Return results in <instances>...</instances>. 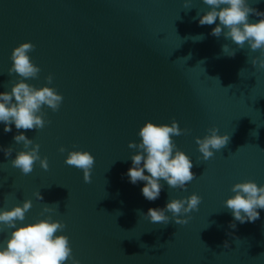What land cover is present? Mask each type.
I'll return each mask as SVG.
<instances>
[{"label":"water","instance_id":"water-1","mask_svg":"<svg viewBox=\"0 0 264 264\" xmlns=\"http://www.w3.org/2000/svg\"><path fill=\"white\" fill-rule=\"evenodd\" d=\"M186 2L191 9L183 8ZM248 2L264 12V0ZM209 10L202 0H0V93L22 79L8 74L10 57L30 42L35 50L28 55L41 71L23 82L63 96L58 111L42 108L50 121L43 129L18 131L13 124L5 133L0 123V148L13 149L10 157L0 151V210L32 202L17 227L49 217L64 223L55 235L68 237L79 264H264V210L260 219L241 224L224 207L235 184L264 186V69L251 64L261 54L247 42L240 49L210 35L219 21L200 26L197 15ZM173 120L190 130L172 139L191 158L195 179L186 191L161 180L160 196L150 202L141 192L144 182L133 185L126 175L137 154L128 144L141 142L145 123L170 126ZM213 127L230 141L203 161L195 140ZM21 133L40 145L47 171L39 161L28 175L11 166L25 151L13 139ZM71 151L95 158L91 183L65 164ZM193 193L202 202L180 217H191L185 225L154 224L138 213ZM45 205L53 211L42 215ZM0 228L2 250L15 229Z\"/></svg>","mask_w":264,"mask_h":264},{"label":"clouds","instance_id":"clouds-1","mask_svg":"<svg viewBox=\"0 0 264 264\" xmlns=\"http://www.w3.org/2000/svg\"><path fill=\"white\" fill-rule=\"evenodd\" d=\"M202 2L209 6L210 10L202 16L197 14L199 25H213L218 20L219 23L212 29L210 35L217 38L223 35L226 40L231 39L240 49H243L247 42L251 51L259 50L261 54L259 58L252 59V66L258 65L260 69H264V12L250 7L248 0H202ZM183 8L191 9L187 2ZM250 16L259 17V22L250 23ZM203 38V35H200L192 39L202 40ZM227 47V45L223 46L224 53ZM34 50L35 45L32 43H23L11 54L12 66L8 74L10 76L13 73L18 74L22 79L11 87L10 92L0 93V123L5 125L3 129L5 133L12 131L11 125L13 124L18 131L43 129L50 121L44 119L45 113L42 108L47 106L56 112L63 102V96L58 94L55 88L36 89L23 82L39 77L41 69L32 63L28 55ZM234 55L235 53L229 56ZM46 81L51 84L52 75L46 77ZM207 131L209 135L195 140L203 161H208L214 156V151H220L230 141V136L218 135L219 129L216 127L209 128ZM189 132L187 128L181 129L175 120L170 126L147 122L138 132L141 142L128 144V147L135 150L137 154L130 157L132 167L126 175L133 185L144 182L141 192L146 200L154 202L159 198L163 189L161 180L165 181L169 188L186 191L187 184L195 179L191 172L193 167L191 158L178 150L172 139L175 136L189 134ZM13 139L16 144L22 142L25 151L17 152L16 158L10 161L12 167L28 175L32 173L34 164L39 161L40 167L45 171L48 170L47 158L41 159L39 155V144H33V140L28 139L23 133L15 135ZM0 151L4 152L5 157H10L13 149L11 147L0 148ZM65 151L64 147L59 148L60 153ZM94 162L95 158L87 151H71L65 160L66 165L83 171L85 183H91V170ZM145 172L149 175H145ZM231 191L235 195L224 202V207L231 211L235 221L243 224L260 219L258 210H264V186L247 181L235 184ZM35 195L38 200L43 199L40 192ZM201 202L202 198L193 193L185 199L169 200L164 208H149L146 214L138 210V213H142L154 224L166 226L170 221H174L176 225H185L191 217L189 216L188 219L180 217L198 211ZM31 207V200H26L22 206H16L11 210H0V224L8 229H15L11 232L6 247L0 250V264H65L69 260L72 264H79V261L72 256L68 237L55 235L65 230L64 223L53 222L49 217L36 223L17 227V222L22 223L25 220V215ZM56 207L58 208V205ZM51 211L53 209L45 205L41 214ZM166 213H171V217ZM230 227L235 228V223L230 224ZM2 231L3 229L0 228V232ZM223 247L229 248L227 241L224 242Z\"/></svg>","mask_w":264,"mask_h":264}]
</instances>
